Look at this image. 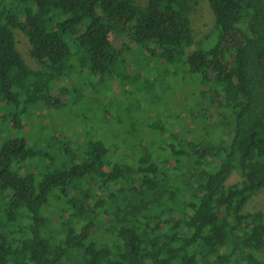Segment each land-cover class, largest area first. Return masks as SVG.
Returning a JSON list of instances; mask_svg holds the SVG:
<instances>
[{
	"label": "trees",
	"instance_id": "16d2710c",
	"mask_svg": "<svg viewBox=\"0 0 264 264\" xmlns=\"http://www.w3.org/2000/svg\"><path fill=\"white\" fill-rule=\"evenodd\" d=\"M207 1L204 48L191 0H0V264H264V212H246L264 191V0ZM162 68L184 83L169 117L120 105L83 147L56 117L95 80L113 94L114 71Z\"/></svg>",
	"mask_w": 264,
	"mask_h": 264
},
{
	"label": "rangeland",
	"instance_id": "374dc122",
	"mask_svg": "<svg viewBox=\"0 0 264 264\" xmlns=\"http://www.w3.org/2000/svg\"><path fill=\"white\" fill-rule=\"evenodd\" d=\"M145 2L146 0H136V3L141 6L144 5ZM190 19L195 42L203 40L207 35L210 34L214 27V16L207 0H191ZM15 39L16 47L22 55L25 63L31 68H41V66L36 63L29 55V43L26 36L23 33L17 31L15 33ZM214 41V36L204 39L202 41V47H209L214 44ZM165 74V68L159 69L158 72L155 71L152 76H149L147 79L149 83L146 84L144 83V74L140 71L135 73H132L131 70L124 71V73L114 71L111 74L112 78L110 79V83H112L113 86V94L109 89L106 88L105 83L100 89V85L95 80L93 81V84L87 89V91L82 92L81 97L83 104L73 105L69 102L68 106L64 107L62 111L56 114V117L67 125V135L69 138L74 141H81V147H83V139H81L83 134H87L85 137L86 139H84L86 141L92 137H96L100 132L119 129L117 120L121 118V114L118 112L120 105H126L129 103L128 105H130L134 112L138 108L136 111H140L139 114L143 112V114L146 115L148 117L147 119L149 120L164 119L165 116L169 117V115L172 114L171 110H175V107L177 109V106L172 107L173 103L167 104V102L169 100H171V102H176L179 100L178 95L182 89V85L184 84L181 80L182 70L179 71V75L176 77L169 78V76L167 77ZM116 77H119L120 80L128 81L125 91L130 89L132 85H135L136 91L131 92L130 96L119 97L120 90L116 85L119 83H116L115 81L118 79H114ZM132 80H134V82H132ZM78 83L79 79L75 77L64 80L65 86L73 87ZM187 84L190 85L189 83ZM145 86L147 88L144 92ZM99 90L101 93L98 96L96 93H98ZM153 96L158 98L159 104L157 102L155 103L156 105L153 104ZM125 98H127V100H125ZM178 105H181V103H178ZM105 110H108L107 116H104L103 111ZM148 113L149 115H147ZM182 116L183 115H181L180 118H174L171 121L177 123L181 121L183 122ZM139 117L141 116L139 115ZM34 119H41V114L35 113ZM46 121L47 119H44L43 123ZM124 123L129 124V121L126 120ZM175 126L173 125V129H176ZM154 137H158V133H156ZM56 139L57 135L52 134L46 140L47 143H51ZM105 140L106 143L109 142L110 144H112L114 141L111 137ZM238 180H240V178L235 173L231 176L228 183L233 184ZM256 210H261L264 212V191L251 198L246 207V212H253Z\"/></svg>",
	"mask_w": 264,
	"mask_h": 264
}]
</instances>
